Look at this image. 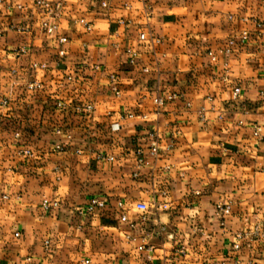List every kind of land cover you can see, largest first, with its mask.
I'll use <instances>...</instances> for the list:
<instances>
[{
    "label": "crops",
    "instance_id": "obj_1",
    "mask_svg": "<svg viewBox=\"0 0 264 264\" xmlns=\"http://www.w3.org/2000/svg\"><path fill=\"white\" fill-rule=\"evenodd\" d=\"M61 1L0 3V264H264V0Z\"/></svg>",
    "mask_w": 264,
    "mask_h": 264
},
{
    "label": "built area",
    "instance_id": "obj_2",
    "mask_svg": "<svg viewBox=\"0 0 264 264\" xmlns=\"http://www.w3.org/2000/svg\"><path fill=\"white\" fill-rule=\"evenodd\" d=\"M151 0H145V4H144V9H145V12H146V16H150L151 12H152V5L150 3ZM2 2V0H0V3ZM35 5L39 8V9H43L45 12L48 13L49 17L50 18H54L56 17L62 6H63V1L61 0H58V1H53V2H49V1H46V0H35ZM17 8H22L21 5H17ZM75 22L79 25H81L82 27H84L85 29H90L91 25L90 23L84 19V18H79V19H76ZM122 23H125L123 21H121ZM126 24V23H125ZM12 29H15L17 31H26L27 28L23 25H12L10 26ZM43 28L47 31L48 28L50 29H55L56 28V25L54 23H49V22H43ZM145 38V35L144 33H140L139 34V39L143 40ZM247 38V33L246 32H242L241 34V41H244L245 39ZM56 42L58 44H64L66 42V38L65 37H59V38H56ZM233 40H229V45L233 44ZM15 52H20V53H25L26 52V49L24 47H18V48H15L14 49ZM226 52H229V49H226L225 50ZM127 53L129 54V63L130 64H134L135 63V59L137 57V52L133 49H127ZM58 54L60 55H63L64 54V50L59 48L58 49ZM214 59V57H213ZM32 68H37V67H43V65H38V64H32L31 66ZM71 78V77H69ZM114 76L111 75V79L114 80ZM26 88L28 90H31V91H38L42 88V84L41 82H38V81H30V82H27L26 83ZM239 88H235L234 91H233V98L236 99L238 94H239ZM174 94H169L165 97H156L154 98L153 102L155 105L157 106H160V105H163L165 102L171 100L174 98ZM8 103V100L6 98L4 99H1L0 100V106H4ZM58 107H62L63 104L61 103H57ZM93 104H86L84 106H79L76 108V111L79 112V113H85V114H90L92 111H93ZM202 111H204V109H202ZM132 116V115H130ZM115 127L117 128L118 125L115 124ZM259 131V128H256L255 132L257 133ZM56 133H60V130L57 129L56 130ZM15 137H18V134H15ZM55 149L56 150H61L62 147L61 145H56L55 146ZM18 154L21 155V156H24V157H30L32 156V152L31 150L27 149V148H19L18 149ZM97 157L98 158H106L107 160H113V156L112 155H107V156H104L103 154H97ZM139 162H141L142 160L139 158L138 159ZM60 170H59V167L58 166H55L54 167V172L58 173ZM57 179H59V177H57ZM8 196L7 195H3V198H7ZM107 204V199L105 197H102V196H94L92 197L82 208H80L78 210V213L79 214H84V213H95V212H100L102 211L105 206ZM41 206L44 210L46 211H49L51 209H55V208H58L60 206V202L56 199H53V200H49L47 198H44L41 202ZM116 207L117 209L119 210V219L122 221V222H126L128 223L129 227L133 228L135 226V223L133 220L129 219L125 213H123V210L124 208L126 207V204L119 200L117 201V204H116ZM133 209L142 213V216H141V219L145 220V214L147 213L148 211V205L145 203V202H135L133 204ZM217 215L219 216V218H224V216L226 214L229 213V205L228 204H218L217 207ZM255 234H257L258 232L255 231L254 232ZM15 236H19V233L18 232H15ZM45 244L47 245L48 244V241L45 242ZM150 247V246H148ZM232 247L234 250H237L239 248V244L238 243H233L232 244ZM145 248V243H143L142 245L138 246V249L139 250H142ZM83 264H88L89 261L88 260H83L82 261Z\"/></svg>",
    "mask_w": 264,
    "mask_h": 264
}]
</instances>
